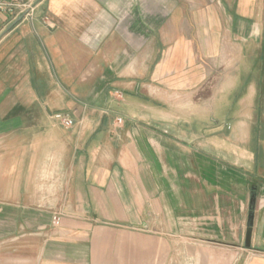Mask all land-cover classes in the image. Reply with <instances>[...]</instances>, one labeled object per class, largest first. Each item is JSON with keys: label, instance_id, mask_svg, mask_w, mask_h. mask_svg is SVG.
I'll return each mask as SVG.
<instances>
[{"label": "crops", "instance_id": "1", "mask_svg": "<svg viewBox=\"0 0 264 264\" xmlns=\"http://www.w3.org/2000/svg\"><path fill=\"white\" fill-rule=\"evenodd\" d=\"M218 2L236 36L211 0L0 14V264H264L253 122L210 112L227 55L262 67L264 0Z\"/></svg>", "mask_w": 264, "mask_h": 264}, {"label": "rangeland", "instance_id": "2", "mask_svg": "<svg viewBox=\"0 0 264 264\" xmlns=\"http://www.w3.org/2000/svg\"><path fill=\"white\" fill-rule=\"evenodd\" d=\"M219 0H211V5L215 6L211 17L217 19L224 18L219 6ZM215 16V17H214ZM227 26L225 35L236 36L233 22L236 20L233 12H226ZM264 33V28H259L255 34ZM232 48L233 45H224ZM261 69H251L250 59L242 62L233 57V53L227 55L222 61L221 67L215 69L210 79V112L211 116L222 120L226 118L231 122V126L237 128L236 131L243 135L240 127H246L245 120H250L251 141L248 146L257 151V165L259 171L264 174V53L259 52L257 56ZM240 61V62H239ZM236 64V65H235ZM261 71V72H260ZM244 121V122H243ZM241 122H243L241 124ZM214 126V125H212ZM243 130V129H242ZM247 132V131H246Z\"/></svg>", "mask_w": 264, "mask_h": 264}, {"label": "built area", "instance_id": "3", "mask_svg": "<svg viewBox=\"0 0 264 264\" xmlns=\"http://www.w3.org/2000/svg\"><path fill=\"white\" fill-rule=\"evenodd\" d=\"M36 0H0V14L1 13H10L17 17V15L26 14L25 17H28L33 10V4ZM65 128H71L74 125L72 119L68 118L64 114H56L54 116ZM118 123H123L122 118H118ZM54 224H59V219H54Z\"/></svg>", "mask_w": 264, "mask_h": 264}, {"label": "water", "instance_id": "4", "mask_svg": "<svg viewBox=\"0 0 264 264\" xmlns=\"http://www.w3.org/2000/svg\"><path fill=\"white\" fill-rule=\"evenodd\" d=\"M26 14H22L20 17H18V19L15 21V23L12 25L11 28H13L17 23H19L20 21H22L25 18ZM10 28V29H11ZM9 29V30H10Z\"/></svg>", "mask_w": 264, "mask_h": 264}]
</instances>
